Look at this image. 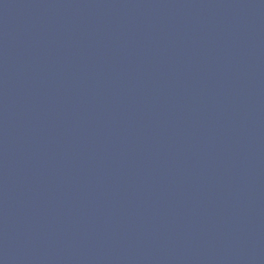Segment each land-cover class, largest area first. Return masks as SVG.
Here are the masks:
<instances>
[{
    "label": "water",
    "instance_id": "water-1",
    "mask_svg": "<svg viewBox=\"0 0 264 264\" xmlns=\"http://www.w3.org/2000/svg\"><path fill=\"white\" fill-rule=\"evenodd\" d=\"M0 140L125 264H264V0H0Z\"/></svg>",
    "mask_w": 264,
    "mask_h": 264
}]
</instances>
